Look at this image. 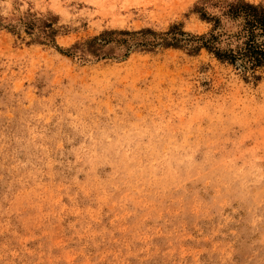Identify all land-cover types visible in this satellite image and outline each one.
<instances>
[{
	"label": "rangeland",
	"instance_id": "1",
	"mask_svg": "<svg viewBox=\"0 0 264 264\" xmlns=\"http://www.w3.org/2000/svg\"><path fill=\"white\" fill-rule=\"evenodd\" d=\"M229 1L0 0V264H264V67L190 37Z\"/></svg>",
	"mask_w": 264,
	"mask_h": 264
},
{
	"label": "trees",
	"instance_id": "2",
	"mask_svg": "<svg viewBox=\"0 0 264 264\" xmlns=\"http://www.w3.org/2000/svg\"><path fill=\"white\" fill-rule=\"evenodd\" d=\"M223 14L235 22V29L232 32L216 30L217 18L201 14L212 23L206 32L190 36L195 39L194 48L203 47L216 59L239 66L242 71H248L249 76L257 78L256 70L264 67V4L229 1L225 3ZM176 33L170 38L174 39Z\"/></svg>",
	"mask_w": 264,
	"mask_h": 264
}]
</instances>
